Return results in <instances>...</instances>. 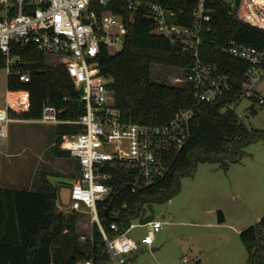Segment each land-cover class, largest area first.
Returning <instances> with one entry per match:
<instances>
[{"label": "trees", "instance_id": "16d2710c", "mask_svg": "<svg viewBox=\"0 0 264 264\" xmlns=\"http://www.w3.org/2000/svg\"><path fill=\"white\" fill-rule=\"evenodd\" d=\"M146 1L135 9L129 7L128 0H111L106 6L96 7L99 13L108 10L121 17L127 32L120 51L110 54L107 47L101 45L94 64L109 79L115 106L126 120L160 125L184 108H193L194 116L190 137L164 178L144 189H132L125 185L132 177L131 172L114 169L116 178L112 184L115 192L107 200L97 203L108 238H114L131 222L137 221L149 203L161 204L177 195L180 179L193 176L199 163H217L227 171L231 164L242 159L245 147L264 142V130L248 127L232 110L220 111L226 102L240 99L247 68L245 62L224 54L223 47L234 41L264 49V32L234 18L229 13L231 8L220 2L210 4L213 13L202 28L198 54L204 63L217 68L219 75L230 83L231 90L227 97L214 103L199 102L191 84L173 85L152 78V68L156 65L181 68L183 76L194 57L182 50V44L174 45L167 37L153 32L151 10ZM152 1L169 12L167 22L192 27L196 3ZM14 53L20 55L30 78L28 82H22L16 76L8 77L9 115L16 119H38L44 106L49 104L61 110L58 113L61 119L78 118L83 111L78 100L80 92L65 67L47 63L45 54L31 45L15 44ZM3 63L0 54V69L4 67ZM250 100L255 101V97ZM247 109L255 113L253 106ZM80 130V125L60 123L54 126L53 153L56 157L70 158L63 148L64 136ZM75 178L76 174L72 176ZM39 180L40 183L31 189L5 187L0 180V264H78L87 259H92L93 264H111L97 225L92 226V240L80 241L77 222L81 215L60 212L56 207L57 185H51L44 174ZM114 211H118V215L112 218ZM110 222L118 225V233L109 229ZM239 236L248 254L247 264H264V216L243 229Z\"/></svg>", "mask_w": 264, "mask_h": 264}, {"label": "built area", "instance_id": "2783aa9c", "mask_svg": "<svg viewBox=\"0 0 264 264\" xmlns=\"http://www.w3.org/2000/svg\"><path fill=\"white\" fill-rule=\"evenodd\" d=\"M143 1L146 0H128V5L135 9ZM188 1L196 3L192 27L171 24L166 20L169 12L161 4L152 0L146 4L151 10L153 32L167 37L174 45L182 44V50L194 57L187 73L176 81L191 84L195 98L210 104L227 97L231 90L228 80L219 75L213 64L204 63L198 54L202 28L213 13L210 4L220 2L222 6L231 8L229 13L234 18L264 32V0H239L235 7L232 6L234 0ZM110 2L0 0V54L4 58L6 80L9 76H16L20 81L28 82L30 75L23 68L20 55L14 53V46H34L45 55L54 56L53 64L65 67L74 87L80 92L78 100L83 111L78 118L61 119L58 117L61 110L47 104L41 117L30 121L81 126L80 131L64 136L63 148L76 161L78 173L70 185L69 207L62 210L58 202L56 207L63 214L77 212L81 216L87 215L90 230L88 234H80L79 240H92V226L96 224L111 264H124L125 255L140 245L153 243L154 234L161 230L163 223L154 218L145 224L148 225L147 233L137 239L129 235L139 224L137 219L114 238H108L97 203L107 200L115 192L112 184L116 178L114 169L131 172L132 177L125 185L132 189H144L164 178L190 137L194 109H180L167 122L149 125L126 120L115 106L110 81L93 61L101 45L106 46L110 54L124 46L127 28L123 19L108 10L99 13L96 9ZM222 52L247 64L240 99L226 102L220 110H232L240 118L236 107L242 99L257 97V86L264 76V49L229 41ZM257 99L264 103L263 97ZM16 120L9 115L6 100L4 106H0V136L6 137L8 125ZM117 215L118 211H114L111 217ZM109 229L119 232L115 222L109 223ZM83 264H93L92 259L85 260Z\"/></svg>", "mask_w": 264, "mask_h": 264}, {"label": "rangeland", "instance_id": "374dc122", "mask_svg": "<svg viewBox=\"0 0 264 264\" xmlns=\"http://www.w3.org/2000/svg\"><path fill=\"white\" fill-rule=\"evenodd\" d=\"M55 57L45 55L47 63ZM156 81L178 85L181 68L156 65L152 68ZM6 68L0 69V106L7 100ZM264 76L257 86L255 101L244 98L236 112L248 127L264 130ZM253 106L255 113L248 107ZM35 122L14 121L8 125V137L0 136L2 183L15 187H34L42 174H59L72 179L78 173L76 161L56 157L53 153L54 126ZM242 159L227 171L217 163H199L191 177L180 179V191L170 200L154 204V218L163 223L155 232L151 245H140L125 255L124 264H247L248 254L240 240V232L264 216V142L245 147ZM57 176V175H56ZM62 210L69 207L70 185L56 183ZM224 220L218 222L217 211ZM87 215L78 218L77 232L88 234ZM148 225H140L129 233L140 239ZM184 258L186 259L184 261ZM78 264H83L79 262Z\"/></svg>", "mask_w": 264, "mask_h": 264}, {"label": "water", "instance_id": "95a60500", "mask_svg": "<svg viewBox=\"0 0 264 264\" xmlns=\"http://www.w3.org/2000/svg\"><path fill=\"white\" fill-rule=\"evenodd\" d=\"M239 0H234V3L232 4L233 7L237 6ZM48 182L51 185H55L56 183H66L71 185L73 182L72 179H68L66 177L62 176H56V175H48ZM107 213V211H106ZM154 219V210H153V204L149 203L143 210L142 213L139 217V224L140 225H145L146 223L152 221ZM217 220L218 222H222L224 220V216L222 211L218 210L217 211Z\"/></svg>", "mask_w": 264, "mask_h": 264}, {"label": "crops", "instance_id": "0c3cea01", "mask_svg": "<svg viewBox=\"0 0 264 264\" xmlns=\"http://www.w3.org/2000/svg\"><path fill=\"white\" fill-rule=\"evenodd\" d=\"M16 121H20V122H31L30 120H24V119H18V120H16ZM35 123H37V122H35ZM48 125V124H47ZM52 126H55L56 124H51ZM50 125V126H51ZM8 132H9V130H8ZM9 136V135H8ZM7 136V137H8ZM0 154H1V152H0ZM1 172H2V155H1V167H0V180H1ZM48 175H59V174H54V173H48L46 176H48ZM40 183V180H37V182H34V185L33 186H37L38 184ZM1 184L3 185V186H5V187H15V186H12V185H10V184H6V183H2V181H1ZM18 188H22V187H18ZM26 188H29V189H31V188H33V187H26ZM153 244V243H152Z\"/></svg>", "mask_w": 264, "mask_h": 264}, {"label": "flooded vegetation", "instance_id": "af4514ba", "mask_svg": "<svg viewBox=\"0 0 264 264\" xmlns=\"http://www.w3.org/2000/svg\"><path fill=\"white\" fill-rule=\"evenodd\" d=\"M73 180V179H72Z\"/></svg>", "mask_w": 264, "mask_h": 264}]
</instances>
